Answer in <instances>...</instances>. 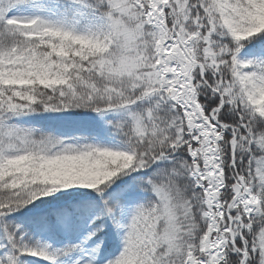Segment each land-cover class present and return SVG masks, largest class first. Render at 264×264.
<instances>
[{
    "label": "snow or ice",
    "instance_id": "6c2138e0",
    "mask_svg": "<svg viewBox=\"0 0 264 264\" xmlns=\"http://www.w3.org/2000/svg\"><path fill=\"white\" fill-rule=\"evenodd\" d=\"M0 264H264V0H0Z\"/></svg>",
    "mask_w": 264,
    "mask_h": 264
}]
</instances>
